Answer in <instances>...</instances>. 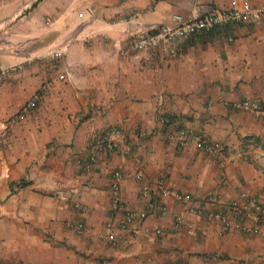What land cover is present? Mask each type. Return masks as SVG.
Segmentation results:
<instances>
[{"label": "crops", "instance_id": "0c3cea01", "mask_svg": "<svg viewBox=\"0 0 264 264\" xmlns=\"http://www.w3.org/2000/svg\"><path fill=\"white\" fill-rule=\"evenodd\" d=\"M228 6L0 0V71L3 61L23 65L0 80V264H264V227L225 233L207 220L213 212L232 217L244 192L264 204V19L142 52L132 44L140 25L174 27L175 16ZM56 50L62 60L45 59ZM246 100L260 113L236 108ZM29 102L36 108L20 119ZM113 128L118 147L92 162V140ZM182 132L220 145L218 155ZM115 172L124 207L117 215ZM137 175L155 193L193 201L143 199ZM132 210L147 218L124 230Z\"/></svg>", "mask_w": 264, "mask_h": 264}, {"label": "built area", "instance_id": "2783aa9c", "mask_svg": "<svg viewBox=\"0 0 264 264\" xmlns=\"http://www.w3.org/2000/svg\"><path fill=\"white\" fill-rule=\"evenodd\" d=\"M82 17L83 15L80 14ZM264 19V5L257 6L253 4V0H229V6L223 11L218 13H212L209 15L185 19L181 16H175L174 21L176 25L174 27L166 25H153L143 26L140 25L139 29L132 34L133 48L137 51H147L155 49L164 45L175 43L178 40L191 39L193 37L210 34L217 29L223 28L231 24H240L252 21H260ZM118 52L121 56L126 55V51L120 47ZM64 58L62 51H52L46 55L45 59L48 61H60ZM30 61H27L29 63ZM23 69V65H17L12 68H7L0 71V80L9 75L12 71H18ZM66 75L59 76L61 81H65ZM36 102L27 103L19 113V118L24 119L28 113L36 108ZM237 109L240 110H252L256 113H260V107L256 101H242L237 104ZM121 131L113 128L108 129L101 134H98L93 140V146L91 148V161H96V155L99 152L114 151L118 147L117 138L120 136ZM183 137H187L186 140L192 139L197 143L199 149L205 153L217 156L221 147L218 144H212L210 142L197 140L191 137L189 133L182 132ZM122 174L120 172L114 173V181L111 185V200L110 211L113 215H117L123 210V201L120 191V179ZM136 179L141 182V195L143 199L152 201L155 194L161 197V199L174 198L180 202H192L193 198L190 194L181 192H174L170 190H161V192L155 193L152 186L146 181L143 175H137ZM160 199V198H159ZM210 202H213L212 197L209 198ZM162 201L160 200V203ZM78 206V205H76ZM162 207L163 213H165V207ZM232 209V217L223 212H213L208 214V221H216L220 223L222 231L227 233L232 230H237L246 235H258L261 233L264 227V204L261 203L257 197L251 195L248 192L241 194V201L234 202L230 205ZM147 218V211H128L125 215L124 221L121 224L122 229H128L135 223H139ZM248 219H253L254 226L247 224ZM79 228H83V225H79ZM189 230H194V225H189ZM108 241L113 243L116 241V236L112 233L108 234Z\"/></svg>", "mask_w": 264, "mask_h": 264}, {"label": "rangeland", "instance_id": "374dc122", "mask_svg": "<svg viewBox=\"0 0 264 264\" xmlns=\"http://www.w3.org/2000/svg\"><path fill=\"white\" fill-rule=\"evenodd\" d=\"M2 65V69L1 70H5L7 68H9V61H3V63L1 64Z\"/></svg>", "mask_w": 264, "mask_h": 264}, {"label": "trees", "instance_id": "16d2710c", "mask_svg": "<svg viewBox=\"0 0 264 264\" xmlns=\"http://www.w3.org/2000/svg\"><path fill=\"white\" fill-rule=\"evenodd\" d=\"M26 183H24V182H21V183H18V186H23V185H25Z\"/></svg>", "mask_w": 264, "mask_h": 264}]
</instances>
